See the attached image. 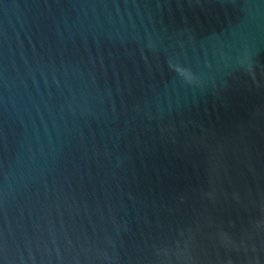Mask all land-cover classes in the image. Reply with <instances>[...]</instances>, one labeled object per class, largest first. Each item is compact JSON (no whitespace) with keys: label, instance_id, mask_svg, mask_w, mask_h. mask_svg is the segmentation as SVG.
<instances>
[{"label":"water","instance_id":"obj_1","mask_svg":"<svg viewBox=\"0 0 264 264\" xmlns=\"http://www.w3.org/2000/svg\"><path fill=\"white\" fill-rule=\"evenodd\" d=\"M0 264H264V0H0Z\"/></svg>","mask_w":264,"mask_h":264}]
</instances>
